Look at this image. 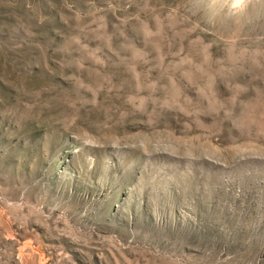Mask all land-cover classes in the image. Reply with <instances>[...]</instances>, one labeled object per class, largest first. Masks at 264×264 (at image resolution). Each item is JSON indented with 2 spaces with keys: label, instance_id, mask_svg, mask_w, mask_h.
Returning <instances> with one entry per match:
<instances>
[{
  "label": "rangeland",
  "instance_id": "374dc122",
  "mask_svg": "<svg viewBox=\"0 0 264 264\" xmlns=\"http://www.w3.org/2000/svg\"><path fill=\"white\" fill-rule=\"evenodd\" d=\"M0 264H264V0H0Z\"/></svg>",
  "mask_w": 264,
  "mask_h": 264
},
{
  "label": "clouds",
  "instance_id": "9594fccd",
  "mask_svg": "<svg viewBox=\"0 0 264 264\" xmlns=\"http://www.w3.org/2000/svg\"><path fill=\"white\" fill-rule=\"evenodd\" d=\"M242 2H243V0H237V4L242 3Z\"/></svg>",
  "mask_w": 264,
  "mask_h": 264
}]
</instances>
